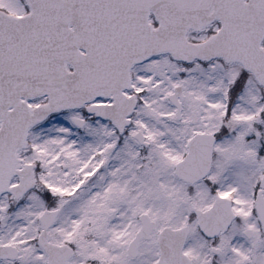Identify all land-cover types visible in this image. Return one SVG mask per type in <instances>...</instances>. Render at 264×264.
Wrapping results in <instances>:
<instances>
[{"label":"snow or ice","instance_id":"obj_1","mask_svg":"<svg viewBox=\"0 0 264 264\" xmlns=\"http://www.w3.org/2000/svg\"><path fill=\"white\" fill-rule=\"evenodd\" d=\"M0 264H264V0H0Z\"/></svg>","mask_w":264,"mask_h":264}]
</instances>
